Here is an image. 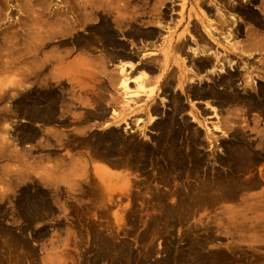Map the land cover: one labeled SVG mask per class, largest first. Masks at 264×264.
Segmentation results:
<instances>
[{"label": "rangeland", "instance_id": "rangeland-1", "mask_svg": "<svg viewBox=\"0 0 264 264\" xmlns=\"http://www.w3.org/2000/svg\"><path fill=\"white\" fill-rule=\"evenodd\" d=\"M263 47L264 0H0V264H264Z\"/></svg>", "mask_w": 264, "mask_h": 264}, {"label": "bare ground", "instance_id": "bare-ground-1", "mask_svg": "<svg viewBox=\"0 0 264 264\" xmlns=\"http://www.w3.org/2000/svg\"><path fill=\"white\" fill-rule=\"evenodd\" d=\"M243 11H244V10H243ZM216 12H217V10H216ZM240 12H242V11H240ZM246 14H247V15H246ZM246 14H245V15L247 16V18L245 17L246 20L249 19V20H251L253 23L256 22V21H258L257 17L255 16V15H256L255 13L252 14L251 11H250V13H247V12H246ZM203 16H204V15H203ZM221 16H222V15H221ZM251 21H250V22H251ZM102 22H103V21H102ZM102 22H101V23H102ZM200 22H202V21L200 20ZM101 23H100V24H101ZM103 23H104V22H103ZM103 23H102V24H103ZM104 24H105V23H104ZM254 24H255V23H254ZM256 24H258V23L256 22ZM105 26H106V25H105ZM205 26H206V25H205ZM205 26H201V27H205ZM98 27H99V26H98ZM98 27H97V28H98ZM108 27H109V26H108ZM100 28H101L102 32L106 33V36H107L106 38H107V39H105V38H104V39L109 41V42H108L109 45H110V43H111L112 45H116V44H113L114 41L111 39V35H112V33H109V31L107 30L108 28H105V27L103 28V27H101V26H100ZM208 28H209V27H207V29H208ZM195 29H196V28H195ZM195 29H194V31H196ZM202 29H203V28H202ZM207 29H206V30H207ZM92 31H93V30H92ZM203 31H205V30L203 29ZM207 31H209V30H207ZM207 31H206V32H207ZM206 32H205V33H206ZM100 33H101V32H100ZM100 33H98V35H99ZM208 33H209V32H207L206 34L208 35ZM110 34H111V35H110ZM100 35H101V34H100ZM100 35H99V36H100ZM102 36H103V35H102ZM112 36H113V35H112ZM208 37H211V36L208 35ZM104 39H103V43H104ZM180 39H181V38H180ZM177 40H178V39H177ZM101 41H102V40H101ZM179 41H181V40H179ZM87 42H88V41H87ZM105 43H107V42L105 41ZM108 43H107V44H108ZM114 43H116V42H114ZM181 43H182V41H181ZM103 45H105V44H103ZM117 45H118V44H117ZM120 45H121V44H120ZM167 45H168V43H167ZM168 46H169V45H168ZM168 46H167V47H168ZM105 47H106V46H105ZM108 47H109V46H108ZM112 47H113V46H112ZM180 47H182V44H180V43L174 45V48H176V49H178V48H180ZM183 48H184V47H183ZM263 48H264V47H263ZM263 48H262V49H263ZM180 49H181V48H180ZM180 49H179V50H180ZM256 49H257V48H256ZM172 50H173V49H172ZM181 50H182V49H181ZM258 50H260V47L258 48ZM194 51H195V49H194ZM199 51H200V50H197V52H199ZM195 52H196V51H195ZM197 52H196V53H197ZM201 52L203 53V50H202V49H201V51H200V54H201ZM196 53H195V54H196ZM200 54L197 53V55H200ZM117 57H118V56H117ZM119 57H120V56H119ZM115 58H116V57H115ZM42 63H43L42 65L44 66V62H42ZM199 63H201V62L199 61ZM199 63H198V64H199ZM198 64H197V65H198ZM202 64H203V63H202ZM204 64H205V63H204ZM195 66H196V63H195ZM198 66H199V65H198ZM201 66H202V65H201ZM206 66H208V65H206ZM220 66H221V65H220ZM216 67H218V69H217ZM195 68H197V66H196ZM204 68H205V66H204ZM212 68H213V67H212V64H211V65L209 66V68H207V69H209V70H207V71H210V73H211ZM215 68H216V70H217V73H220V72L222 71V69L224 68V66L222 65V67H219V65H215ZM213 69H214V68H213ZM42 70H43V69H42ZM43 71H44V70H43ZM212 73H213V72H212ZM41 75H42V73H41ZM42 76H43V75H42ZM228 79H229V78H228ZM191 80H192V79H191ZM191 82H193V81H191ZM123 83H124V82H123ZM261 88H264V87H261ZM193 90H194V89H193ZM195 90L198 91V92L200 91V90H197V89H195ZM195 90H194V91H195ZM208 90H209V91H208L209 95H210V94L212 95V94H216V93H217L216 90H215L213 87H210V86H209V87H208ZM263 90H264V89H263ZM263 90L259 89V93H261L260 96H261L262 99L264 98V95L262 94V91H263ZM198 92H195V94L198 93ZM43 93H44V91H43ZM45 93H46V91H45ZM45 93H44V94H45ZM47 93H49V92H47ZM204 93H205V92H204ZM199 94L202 96L201 93H198V95H199ZM47 95H48V94H47ZM49 95H50V94H49ZM49 95H48V96H49ZM51 95H52V94H51ZM216 95H217V94H216ZM219 95H220V94H219ZM191 96H192V95H191ZM203 96H205V95H203ZM223 96H224V95H223ZM225 96H227V95H225ZM41 97H43V96H41ZM46 97H47V96H46V94H45V97H44L43 99H45ZM50 97H51V96H49V98H50ZM196 97H197V96H196ZM199 97H200V96H199ZM207 97H208V96H207ZM212 97H213V96H212ZM215 97H217V96H215ZM219 97H220V96H219ZM227 97H228V96H227ZM193 98H194V97H193ZM221 98H222V97H221ZM221 98H220V99H221ZM51 99H52V97H51ZM216 99H217V98H216ZM218 99H219V98H218ZM222 99H226V98L223 97ZM227 99L229 100V98H227ZM262 99H261V100H262ZM41 100H42V99L40 98V101H41ZM45 100L48 101L49 99H48V100L45 99ZM52 100H53V99H52ZM54 100H55V99H54ZM228 100H227V101L225 100V101L228 102ZM219 101H220V100H219ZM221 101H224V100H221ZM52 102L54 103V101H52ZM42 103H43V102H42ZM53 103H51V104H53ZM218 103H219V102H218ZM44 104H45V102L43 103V105H44ZM48 104H49V106H50V103H48ZM221 104H222V103H221ZM41 105H42V104H41ZM43 105H42V106H43ZM45 107H47V106H45ZM41 108H42V107H41ZM174 110H175V108H174ZM177 110H178V109H177ZM38 111H40V110H38ZM42 111H43V112H47V108H43ZM51 111H52V110H51ZM51 111H50V112H51ZM50 112H47V113L50 114ZM41 113H42V112H40L39 114H41ZM52 113H54V111H53ZM170 113H171V112H170ZM174 114H176V113H174ZM42 115H43V120H48V119L50 118L49 115H48V116L45 115V114H42ZM50 116H51V114H50ZM168 116H170V114H169ZM173 118H174V116H173ZM52 119H53V118H52ZM52 119H51V121H52ZM164 120H165V118H164ZM41 121H42V119H41ZM43 122L45 123L46 121H43ZM174 122H175V121H174ZM156 123H157V122H156ZM165 124H167V123H165ZM43 125H44V124H43ZM154 126L156 127V125H154ZM158 126H159V127L161 126V128H162V125H159V124H158ZM158 126H157V130H158ZM155 127H153V128H155ZM174 127H175V126H174ZM174 127H173V128H174ZM179 127H180V126H179ZM179 127H178V128H179ZM165 128H166V126H165ZM175 128L177 129V127H175ZM180 128H181V127H180ZM182 129H183V128H182ZM42 130H45V126H43V129H42ZM180 130H181V129H180ZM41 132H42V131H41ZM43 133H44V132H43ZM112 133H113V132H112ZM164 133H165V132H164ZM166 133H168V132H166ZM166 133H165V134H166ZM108 134H109V132H108ZM41 135H42V134H41ZM104 135H105V134H104ZM109 135H110V136H107V137H109V138H110L111 136H113V135L115 136V134H113V135H112V134H109ZM101 136H103V135H101ZM114 136H113V137H114ZM162 136H163V134H162ZM174 136H175V135H174ZM174 136H173V137H174ZM189 136H190V135H189ZM105 137H106V136H105ZM192 137H193V136H191V138H192ZM194 137H195V136H194ZM116 138H117V136H116ZM164 138H165V137H164ZM176 138H177V137H176ZM183 138H184V137H183ZM96 139H97V137H96ZM98 139H99V137H98ZM101 139H102V138H101ZM120 139H122V138L120 137ZM180 139H181V138H180ZM186 139H189V138H186ZM195 139H196V137H195ZM158 140H159V139H158ZM164 140H165V139H164ZM164 140H163V141L160 140V141L163 143ZM170 140H171V139H170ZM178 140H179V138H178ZM182 140H183V139H182ZM94 141H95V140H94ZM94 141H93V142H94ZM112 141H113V139H112ZM87 142H88V141H87ZM99 142H100V141H99ZM101 142H103V141H101ZM109 142H110V141H109ZM109 142H108V143H109ZM166 142H167V140H166ZM166 142H164V143H166ZM168 142H169V141H168ZM182 142H183V141H182ZM189 142H190V141H189ZM194 142H195V141L192 140V143H194ZM88 143H89V142H88ZM106 143H107V142H106ZM114 143H115V141H114ZM124 143H125V142H124ZM124 143H123V144H124ZM130 143H131V142H130ZM130 143H129V144H130ZM133 143H134V142H133ZM136 143H137V142H136ZM156 143H157V139H156ZM156 143H155V145H156ZM162 143H160V144H162ZM175 143H178L177 140H176ZM195 143H196V142H195ZM94 144H95V143H94ZM100 144H101V143H100ZM111 144H113V142H112ZM116 144H117V143H116ZM119 144H120V143H119ZM140 144H142V143H140ZM140 144H135V145H133V147H134V148H138V150H139L140 147H138V145L140 146ZM172 144H173V142H172ZM189 144H191V142H190ZM95 145H96V144H95ZM121 145H122V144H121ZM121 145H120V146H121ZM125 145H127V144H125ZM125 145H124V146H125ZM163 145H164V144H163ZM165 145H167V144H165ZM176 145H177V144H176ZM191 145H192V144H191ZM241 145H242V144H241ZM97 146H98V144H97ZM113 146H114V144H113ZM130 146H132V145H130ZM130 146H128V147L130 148ZM142 146H145V145L142 144L141 147H142ZM233 146H234V145H233ZM233 146H232V147H233ZM235 146H237V145H235ZM243 146H246V145H243ZM122 147H123V145H122ZM125 147H126V146H125ZM125 147H124V148H125ZM161 147H162V146H161ZM165 147H167V146H165ZM170 147H171V146H170ZM175 147H176V146H175ZM238 147H239V146H238ZM241 147H242V146H241ZM126 148H127V147H126ZM168 148H169V146H168ZM230 148H231V146H230ZM243 148L245 149V147H243ZM131 149H132V148H131ZM145 149H147V147L144 148V150H145ZM171 149H172V148H171ZM176 149H177V148H176ZM226 149H227V153H231V149L229 150L228 147H227ZM232 149H236V150H237L238 148H232ZM148 150H149V149H148ZM148 150H147L146 152H148ZM162 150H163V149H162ZM179 150H180V149H179ZM228 150H229L230 152H228ZM240 150H241V149H240ZM245 150H246V149H245ZM245 150H244V151H245ZM133 151H135V149H134ZM141 151H142V150H141ZM153 151H154V150H153ZM180 151H181V150H180ZM232 151H233V150H232ZM242 151H243V149H242ZM244 151H243L242 153H244ZM123 152H124V151H123ZM144 152H145V151H144ZM144 152H143L142 154H144ZM149 152H151V150H150ZM160 152H161V151H160ZM162 152H163V151H162ZM162 152H161V153H162ZM176 152L178 153L177 150H176ZM225 152H226V151H224V153H225ZM233 152H234V151H233ZM233 152H232V153H233ZM235 152H237V151H235ZM240 152H241V151H240ZM245 152H246V151H245ZM247 152H248V151H247ZM125 153H126V152H125ZM179 153H180V152H179ZM242 153H238V154L242 155ZM129 154H130V153H129ZM137 154H138V153H137ZM163 154H164V152H163ZM165 154H166V153H165ZM167 154H169V153H167ZM175 154H176V153H175ZM233 154H234V153H233ZM235 154H236V153H235ZM235 154H234V155H235ZM238 154H237V155H238ZM244 154H245V153H244ZM244 154H243V155H244ZM130 155H131V154H130ZM147 155H148V154H147ZM155 155H156V154H155ZM172 155H173V154H172ZM226 155H227V154H226ZM228 155H229V154H228ZM230 155H231V154H230ZM230 155H229V156H230ZM243 155H242V156H243ZM249 155H250V154L248 153V156H249ZM131 156H132V155H131ZM133 156H135V155H133ZM165 156H166V155H165ZM175 156H176V155H175ZM231 156H232V155H231ZM238 156H239V155H238ZM245 156H246V155H245ZM245 156H244V158H246ZM161 157H162V156H161ZM163 157H164V156H163ZM163 157H162V159H163ZM166 157H167V159L170 158V157L168 158V155H167ZM182 157H183V156H182ZM193 157H194V156H193ZM193 157H192V158H193ZM236 157H237V156H236ZM236 157H235V158H236ZM240 157H241V156H240ZM171 158H172V160H173V162H174L173 157H171ZM174 158H175V157H174ZM176 158H177V157H176ZM183 158H184V157H183ZM228 158H229V157H228ZM230 158H231V157H230ZM235 158H234V159H235ZM238 158H239V157H237L236 159H238ZM241 158L243 159V157H241ZM252 158H254V157H252ZM252 158H251V161H252ZM167 159L164 158V160H167ZM193 159L195 160V158H193ZM198 159H199V158H196V161H198ZM236 159H235V162L238 164V162L236 161ZM239 159H240V158H239ZM239 159H238V160H239ZM242 159H241V160H242ZM247 159H250V158L247 157V158L245 159L246 162H247ZM170 160H171V159H170ZM170 160H168V161L170 162ZM172 160H171V161H172ZM182 160H183V159H181V162H180L181 164H183V163H182ZM221 160H224V159L221 158ZM226 160H227V159H226ZM232 160H233V158H232ZM168 161H167V162H168ZM177 161H178V160H177ZM184 161H185V160H184ZM200 161H201V160H200ZM228 161H229V160H228ZM228 161H227V162H228ZM230 161H231V160H230ZM233 161H234V160H233ZM175 162H176V160H175ZM243 162H244V161H243ZM252 162H253V161H252ZM165 163H166V162H165ZM171 163H172V162H171ZM171 163H170V164H171ZM180 163L178 162V164L181 166ZM184 163H186V162H184ZM193 163L195 164L196 162H193ZM222 163H223V162H222ZM247 163H251V162H249V160H248ZM172 164L174 165V163H172ZM176 164H177V163H176ZM237 164H235V166H236ZM242 164H244V163H242ZM168 165H169V164H168ZM168 165H167V166H168ZM173 165H172V166H173ZM179 165H178V166H179ZM197 165H200V164H196L195 166H197ZM252 165H253V163H252L251 165L248 164V166H252ZM172 166H171V168L175 167V166H173V167H172ZM178 166H177V167H178ZM183 166H184V165H183ZM245 166H247V165H245ZM161 167H162V166H161ZM165 167H166V166H165ZM165 167H164V168H165ZM169 167H170V165H169ZM169 167H168V168H169ZM184 167H185V166H184ZM184 167H183V168H184ZM199 167L201 168V166H199ZM237 167H238V166H237ZM162 168H163V167H162ZM166 168H167V167H166ZM246 168H249V167H246ZM173 169H174V168H173ZM173 169H172V170L168 169V170H170V172H171V171H173ZM166 170H167V169H166ZM181 170H182V169H181ZM174 171H175V170H174ZM177 171H179V170L177 169ZM195 171H196V170H195ZM197 171H198V170H197ZM172 173H173V172H172ZM210 182H211V181H210ZM207 183H208V182H207ZM213 183H214V182H213ZM222 183H223V182H222ZM230 183H231V184L228 183L227 185H229V186L232 185V187H234V186H233L234 183H233V182H230ZM224 184H225V183H224ZM224 184H221V186L223 187ZM219 185H220V184H219ZM219 185L217 184V185H214V186H216V188H217V186H219ZM225 185H226V184H225ZM225 185H224V186H225ZM204 186H205V185H204ZM221 186H219V187H221ZM229 186H228V188H229ZM219 187H218V188H219ZM225 187H226V186H225ZM225 187H223V188H225ZM201 188H202V187H201ZM211 188H212V187H211ZM213 188H214V187H213ZM218 188H217V189H218ZM234 188H235V187H234ZM203 189H205V188H203ZM221 189H222V188H221ZM225 189H226V188H225ZM200 190H201V189H200ZM200 190H199V191H200ZM204 191H205V190H204ZM204 191L202 190V192H204ZM204 193H205V192H204ZM197 194H198V191H197ZM204 198H205V197H204ZM180 202H181V201H180ZM181 203H182V202H181ZM183 203H184V202H183ZM20 204H21V203H20ZM177 204H178V206H183L182 204L179 205V204H180L179 202H178ZM185 204H187V203H185ZM185 204H184V205H185ZM188 204H189V203H188ZM188 204H187V205H188ZM175 207H177V205H175ZM23 209H26V208H23ZM214 254H215V253H214ZM216 254H217V253H216ZM219 255H220V254H219ZM217 256H218V255H217ZM221 256H222V254H221Z\"/></svg>", "mask_w": 264, "mask_h": 264}, {"label": "crops", "instance_id": "crops-1", "mask_svg": "<svg viewBox=\"0 0 264 264\" xmlns=\"http://www.w3.org/2000/svg\"><path fill=\"white\" fill-rule=\"evenodd\" d=\"M257 48V49H256ZM259 47H250L248 50L251 51V52H256V51H259L258 50ZM261 50V49H260Z\"/></svg>", "mask_w": 264, "mask_h": 264}]
</instances>
